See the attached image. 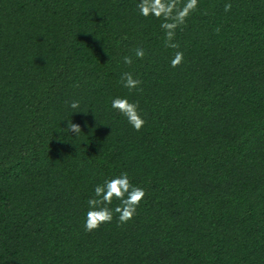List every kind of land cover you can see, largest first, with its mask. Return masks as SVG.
Returning a JSON list of instances; mask_svg holds the SVG:
<instances>
[{
  "label": "trees",
  "instance_id": "trees-1",
  "mask_svg": "<svg viewBox=\"0 0 264 264\" xmlns=\"http://www.w3.org/2000/svg\"><path fill=\"white\" fill-rule=\"evenodd\" d=\"M139 2L0 0V264H264V0H199L179 49ZM123 172L137 214L85 232L94 187Z\"/></svg>",
  "mask_w": 264,
  "mask_h": 264
},
{
  "label": "clouds",
  "instance_id": "clouds-1",
  "mask_svg": "<svg viewBox=\"0 0 264 264\" xmlns=\"http://www.w3.org/2000/svg\"><path fill=\"white\" fill-rule=\"evenodd\" d=\"M180 0H140L136 5L139 14L143 17L154 16L163 18L161 28L165 32V46L172 49H179V44L174 42L176 29L184 25L187 18L198 10L199 0H184L183 6L177 8ZM232 4L225 3L224 11L230 12ZM171 21V23H169ZM219 33V28L216 29ZM136 59L143 60L145 50L142 47L134 49ZM184 61V53L175 51L170 59L172 68L179 67ZM123 62L126 65L133 63L132 56H124ZM120 83L130 93L134 91H142L143 81L134 77L131 72L121 74ZM69 108L74 112L80 111V102L73 100L69 102ZM111 108L119 112L130 124L135 131H140L146 121L140 114L138 102L129 101L127 97H114L111 100ZM85 113V112H84ZM65 132L75 133L76 136L82 131L81 126L73 123L71 119H67V127ZM146 192L143 187L133 185L129 179L128 173L123 172L117 176L106 179L103 184H97L93 189V196L87 201V211L83 227L85 232H93L99 230L102 225L110 224L113 220L114 213L117 214L118 226H123L131 221L137 214L141 202ZM120 203L115 208L109 207L113 200Z\"/></svg>",
  "mask_w": 264,
  "mask_h": 264
}]
</instances>
